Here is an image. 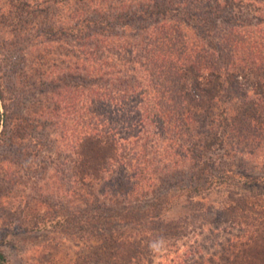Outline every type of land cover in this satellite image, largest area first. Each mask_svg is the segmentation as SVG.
I'll return each instance as SVG.
<instances>
[{
	"label": "trees",
	"instance_id": "trees-1",
	"mask_svg": "<svg viewBox=\"0 0 264 264\" xmlns=\"http://www.w3.org/2000/svg\"><path fill=\"white\" fill-rule=\"evenodd\" d=\"M0 2V147L34 144L52 193L41 216L4 195L19 230L77 264H154L153 239L219 211L250 241L214 264H264V173L240 166L264 164V0Z\"/></svg>",
	"mask_w": 264,
	"mask_h": 264
},
{
	"label": "rangeland",
	"instance_id": "rangeland-1",
	"mask_svg": "<svg viewBox=\"0 0 264 264\" xmlns=\"http://www.w3.org/2000/svg\"><path fill=\"white\" fill-rule=\"evenodd\" d=\"M1 8L0 2V12ZM2 28L0 27V38L5 35ZM1 64L4 68L9 67L6 66L7 62L1 61ZM0 105H2L1 100ZM1 113H4L3 108ZM37 133L42 132L39 130ZM34 148L35 145L30 144V142L25 145L17 143L0 147V249L6 255L7 264H77L76 253H79V250L73 248L69 243L61 245L59 241L63 240V237L58 238L52 232L25 233L19 230L17 226L24 217L19 218L13 213L9 215L12 201L4 198L5 194L8 197L7 193L9 191L12 192L9 195L10 198L14 197L16 204L21 203L22 208L26 211L31 207L33 208L32 205H37L39 210L37 209V213H33L32 216L44 214V206L40 203L46 197L50 196L52 198V193L46 195L44 192V183L47 182L42 181L43 172L39 169L41 167L40 162L36 160L34 154L27 156ZM241 159L246 162L240 161L241 167H249V170H253V167L257 166L256 172L259 174L264 173L262 167L264 164L261 163V158L251 162L245 157ZM16 161H19L21 165L24 164V167H30L29 174L25 175V173L19 171V168L14 167L13 163ZM18 177L22 178V181H20L25 187L22 185L15 187L12 183ZM227 195L226 190L222 193H211L204 200L205 210L211 208V206L215 209L221 208V202L226 199ZM54 198L56 202L58 199L56 195ZM182 202L180 201L179 204L183 205L184 202ZM262 202H264V199ZM215 212H217V216L210 218L212 220H206L202 223L204 226L202 225L199 228L194 225L195 227L190 228L186 233L187 236L182 237V239H153L150 256L152 255L151 258L154 264H214L219 263L220 258L224 256H231V251L236 254L233 243H247L250 241L249 234L244 232L247 226L239 221L233 224L229 222L214 223L216 219H220L221 215L219 211ZM252 214L250 213L249 216ZM253 215L257 217L260 214Z\"/></svg>",
	"mask_w": 264,
	"mask_h": 264
}]
</instances>
